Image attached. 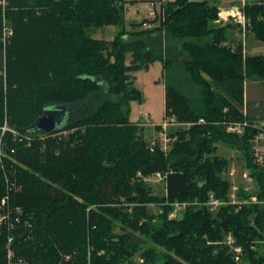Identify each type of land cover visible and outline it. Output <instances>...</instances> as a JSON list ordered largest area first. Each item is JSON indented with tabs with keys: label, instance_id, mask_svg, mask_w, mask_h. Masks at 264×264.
Here are the masks:
<instances>
[{
	"label": "trees",
	"instance_id": "1",
	"mask_svg": "<svg viewBox=\"0 0 264 264\" xmlns=\"http://www.w3.org/2000/svg\"><path fill=\"white\" fill-rule=\"evenodd\" d=\"M125 2L8 0L5 39L0 5V264H8V248L28 264H133L142 246L141 256L152 257L149 241L164 248L163 264H264V205L229 203L213 214L189 204L170 217L176 202L228 198L229 160L216 153L218 141L241 152L264 196V167L253 163L248 136L223 124L243 118L244 106L249 118H264V100L244 98L246 79L264 83V53L229 44L228 25L214 23L218 8L208 0H166L159 19L129 28ZM243 9L264 41V0ZM108 25L118 27L112 39L92 36L91 28ZM154 30L164 31V43L142 37ZM157 60L163 118L191 123L168 133L169 149L129 119V101H143L134 73ZM50 105L70 106L72 119L52 132L29 129ZM4 124L18 134L1 131ZM155 172L161 196L147 182ZM248 195L240 185L238 196Z\"/></svg>",
	"mask_w": 264,
	"mask_h": 264
},
{
	"label": "rangeland",
	"instance_id": "2",
	"mask_svg": "<svg viewBox=\"0 0 264 264\" xmlns=\"http://www.w3.org/2000/svg\"><path fill=\"white\" fill-rule=\"evenodd\" d=\"M141 1H138L135 6L139 8V13L137 18H144L147 14V9L145 5L141 4ZM131 20V16L129 14L126 15V22H129ZM118 27L114 25H108L104 27H97V28H91L90 32L92 36L94 37H102L107 40L112 39V37L115 34V30H117ZM259 44L258 46L251 47V52H264V42L257 41ZM129 55H127L126 62H129ZM135 75V86L141 90L143 95V101L139 102L137 100H130L129 101V119L131 121L137 122L140 125H142L143 128V134L145 138L148 140L153 139H159L162 148L169 149V143L173 141V136L168 133H174L176 129L180 128L181 126H178L177 124L167 126L166 128L162 129V125L160 122L163 120V114H164V75H163V69H162V63L161 61H154L147 69H141L134 73ZM244 98L247 103H260L264 100V83L260 80L256 79H246L244 82ZM111 98H119L117 96H111ZM96 102H92V100L88 103V110H91V108L94 107ZM244 105V104H243ZM246 106L242 107L243 110ZM71 107H64V111L71 113ZM78 110V109H77ZM86 110V109H85ZM84 109L81 111L80 109L78 112L85 111ZM87 112V111H86ZM78 114V113H77ZM84 114V113H83ZM82 114V115H83ZM157 125H160V131L157 128ZM5 126V124H4ZM183 126V125H182ZM185 128L189 127L188 125H184ZM183 128V127H182ZM7 130V129H6ZM1 131L2 128H1ZM168 143V144H167ZM3 143L0 142V155H5L3 148ZM217 151L216 153L220 156H224L229 160L228 169L226 172V176L228 179H230L232 183V187L230 188L228 198L230 193L232 194L234 191L237 190V193L239 191V186L242 185V188L244 191L248 193H253L257 190V185L254 180V178L251 176H244V171H246L248 168L245 165V160L242 157L241 152L235 148L232 147L222 141H218L216 143ZM147 182L149 183V186L153 193L158 195H164L165 194V186L164 181L158 180L153 175H150L147 178ZM227 198V199H228ZM237 199V197H236ZM196 201L200 200H194V201H187L188 204L185 205V207L189 204H195L199 207L198 204H196ZM222 206V205H221ZM221 206H216L214 208H208L210 212L213 214L216 213ZM185 207H180L176 203L173 204L172 211L170 212V217H179L180 212L185 209ZM151 209L158 213L160 211V207L156 205H151ZM115 231H121V227L119 224H116ZM229 234L224 236V240L229 247L235 252V259H238L239 253H240V247L235 246L232 242H228ZM149 245H151L154 249L152 252V257L148 258V261L144 259V257L141 256V252L144 249L142 246L132 257L133 264H163V257L165 255V250L163 247L159 245H155L154 243L149 241ZM122 264H125L122 263Z\"/></svg>",
	"mask_w": 264,
	"mask_h": 264
},
{
	"label": "built area",
	"instance_id": "3",
	"mask_svg": "<svg viewBox=\"0 0 264 264\" xmlns=\"http://www.w3.org/2000/svg\"><path fill=\"white\" fill-rule=\"evenodd\" d=\"M8 0H0V5L3 8V39H5L6 36L11 34L10 28L6 24L5 20V15H4V7L7 5ZM243 5H233L229 7L226 11L229 16H231L238 25H240L243 29H245L247 26H249L248 19L245 15ZM243 113V118L241 119H228V120H223L224 124V130L227 133L230 134H237V135H243L246 134L249 147H250V153H251V158L253 163L257 167H264V118L259 119V118H249L247 116V111L246 107L242 110ZM202 119H199L198 122H202ZM162 125V129L166 128L167 126L177 124L178 126L185 127L184 125H191L189 122H177L174 116H168L163 118V120L160 122ZM183 125V126H182ZM2 130H10L14 134H18L17 131L11 127L8 126H2ZM164 130V129H163ZM54 134V132L52 133ZM168 144V143H167ZM166 149V147L164 148ZM244 176H249V170L247 169L244 171ZM155 178L158 180L163 179V175L160 172H155L153 174ZM234 191L233 193L229 195L228 199L224 198H219L215 196L213 193H210L207 200L205 201H196L195 203L198 204L199 206H206L210 207L211 209L216 207V206H223L227 205L229 203H234L237 205H242V204H259V205H264V196L260 197L258 195L257 191H254L253 193H248L249 195L246 197H239L237 190ZM237 197V199H236ZM176 204L180 207H185L188 202H176ZM228 242H232V238L230 235L227 237ZM10 240V239H9ZM7 257H8V264H28L27 261H25L23 258H20L18 261H15L13 259V250L12 248H8L7 251Z\"/></svg>",
	"mask_w": 264,
	"mask_h": 264
},
{
	"label": "crops",
	"instance_id": "4",
	"mask_svg": "<svg viewBox=\"0 0 264 264\" xmlns=\"http://www.w3.org/2000/svg\"><path fill=\"white\" fill-rule=\"evenodd\" d=\"M124 9H125V22L126 15L129 14L131 16V20L126 23V27L129 28L130 24L133 22H140L145 18H154L160 16V12L162 10V3L166 0H125ZM138 1H141L143 5H145L147 9V16L144 18H137L139 13V8L135 6ZM211 4L216 5L218 8V16L214 19L215 24H223L228 25L226 28V36L228 37L229 44L234 46L241 44L243 54H263L264 52H251V47L258 46V42H264L258 40L253 32L250 29V25L243 29L240 25L234 22L233 18L227 14V9L233 5H242L246 3H254L257 0H208ZM246 15V14H245ZM247 17V16H246ZM248 19V17H247ZM249 22V21H248ZM159 20L153 23V26H158ZM250 24V23H249ZM143 27H136L135 29H142ZM117 31V30H115ZM142 37L149 42L152 46L156 44L158 40L161 39L162 43H164V31L162 30H154L150 33L142 34ZM245 96V94H244ZM246 100V99H245Z\"/></svg>",
	"mask_w": 264,
	"mask_h": 264
},
{
	"label": "water",
	"instance_id": "5",
	"mask_svg": "<svg viewBox=\"0 0 264 264\" xmlns=\"http://www.w3.org/2000/svg\"><path fill=\"white\" fill-rule=\"evenodd\" d=\"M61 108L62 106L60 105H50L49 107H45L43 113L29 126V129L40 132H52L58 130L62 126V120L56 118V110Z\"/></svg>",
	"mask_w": 264,
	"mask_h": 264
},
{
	"label": "flooded vegetation",
	"instance_id": "6",
	"mask_svg": "<svg viewBox=\"0 0 264 264\" xmlns=\"http://www.w3.org/2000/svg\"><path fill=\"white\" fill-rule=\"evenodd\" d=\"M68 115V116H67ZM72 114L71 113H68V112H64V107L62 109H58L56 110V118L57 119H61L63 120L65 118V120H69V119H72Z\"/></svg>",
	"mask_w": 264,
	"mask_h": 264
}]
</instances>
